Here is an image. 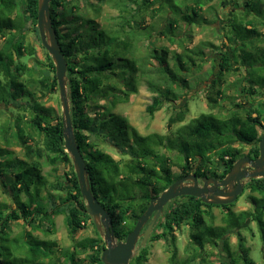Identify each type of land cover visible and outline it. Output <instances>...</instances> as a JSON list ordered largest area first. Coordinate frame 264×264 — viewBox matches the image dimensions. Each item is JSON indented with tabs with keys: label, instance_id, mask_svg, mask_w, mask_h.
Wrapping results in <instances>:
<instances>
[{
	"label": "trees",
	"instance_id": "1",
	"mask_svg": "<svg viewBox=\"0 0 264 264\" xmlns=\"http://www.w3.org/2000/svg\"><path fill=\"white\" fill-rule=\"evenodd\" d=\"M104 1L51 0L50 11L61 51L68 62L71 116L77 143L89 170L91 187L111 214L117 239L125 240L152 198L180 177L190 172L197 176L219 174L224 177L242 156L259 155L264 107L256 101L259 89L264 90V77L252 68H264V61L260 62L255 56V53L264 55V32L261 31V27L264 28V0H246L245 3L231 0L238 8L228 12L230 15L221 31L229 45L226 51L218 52L217 64L213 65L212 75L216 78L211 88L217 87L216 93L222 99L227 96V88L221 86L222 78L234 73V68L238 67L240 77L228 88L248 99L246 105L236 104L242 108L244 116L238 110L226 118L202 113L179 126L174 137L158 133L143 135L114 109L137 92L141 82L154 93L147 106L151 116L167 102L181 99V89L189 86L187 75L190 71L193 74L192 67L197 65V60L206 57L208 46H217L208 41L188 48L181 40L182 51L162 46L154 47L146 56H138L141 30L152 27L146 20L148 15L155 18L163 13L166 22L159 32L168 34L174 43L181 22L187 26L209 22L205 12L214 8L210 4L214 0H120L117 6L125 14H121L118 28L103 25L96 16L88 15L81 8L84 2L90 9L98 11L96 4ZM38 4L39 0H0V38L4 39L0 47V107L9 111L6 128L2 127L1 131L7 147L0 148V156L6 155L3 156L5 160H0V185L15 205L10 209V204L0 201V244L11 238L8 237L11 220H23L25 228L42 229L44 220L54 226V217L65 213L70 234L74 237L92 218L84 211L85 200L72 158L65 148L62 114L46 105L43 99L59 90L53 59L45 50L44 60L32 65L28 63V58L38 54V48L28 39L30 33L38 34L37 39L45 49L38 29ZM216 19L214 16L210 22ZM150 58L158 62L154 68L148 66ZM208 99L209 103L218 101L212 93ZM13 109L15 113H12ZM186 114L187 108L182 107L170 117L169 125L184 122ZM38 135L41 139H37ZM94 135L99 142L93 141ZM13 141L21 145L24 157L13 156ZM234 141L250 145V151L244 153L232 145ZM102 143L117 149L124 157L115 159L101 147ZM162 147L178 151L183 161L178 173L173 171L177 163L160 150ZM61 164L70 167L65 172L67 181L60 175L55 181H49L43 173L44 167L57 170ZM8 176L13 180L6 179ZM246 188L258 194L250 195L252 209L238 213L232 209L236 201L209 204L195 196L176 197L164 207L150 240H170L173 245L171 264H209L213 254L207 248L209 245L222 247L228 257L222 264H255L240 231L237 232V250L231 249L228 237L231 230L251 220L257 223L264 243V178L250 179ZM214 207L225 212L224 225L214 224ZM183 226L190 228L191 252L179 260L175 230ZM158 227H161L160 231H157ZM95 229L98 232L96 226ZM24 231L31 242L24 252L30 254L34 264H46L41 261L46 258L50 260L49 264H104L101 256L105 243L100 235L76 241L71 250L62 252L64 262H61V258L54 260L53 257L58 246L56 241L38 238L28 229ZM44 231L53 232L50 228ZM13 240L17 243V238ZM138 244L140 250L129 264H145L149 259V245L143 244L142 239ZM2 247L6 248L4 244ZM86 251L89 253L85 257L79 256ZM1 257L0 252V264H6Z\"/></svg>",
	"mask_w": 264,
	"mask_h": 264
},
{
	"label": "rangeland",
	"instance_id": "2",
	"mask_svg": "<svg viewBox=\"0 0 264 264\" xmlns=\"http://www.w3.org/2000/svg\"><path fill=\"white\" fill-rule=\"evenodd\" d=\"M118 1L120 0H105L104 2L97 3L96 9H98V11H96L95 9H90L84 2L82 3L81 8H83L88 15L96 16L97 21H99L103 25H108L112 28H118L120 27V23L122 21L121 14H125L121 11V8L117 6ZM236 1L245 3L246 0ZM235 3V1L232 2L231 0H214L210 3L214 8L210 11L205 12V17L206 19H209V22H202L201 24H194L192 26H187L181 22V26L177 30V41L174 43L170 41V39L168 38V34L159 32V29L163 30V25L166 22L163 21L164 14L160 13L155 18H152L151 15H146V20L152 27L143 28L141 30L142 37L137 44L138 56H146L154 47L160 48L162 46H167L171 50L182 51L183 47L180 44L181 40L182 45L188 48H193L197 45H200L202 42L208 41L214 43V45L218 48L208 46L209 50H207L206 57L202 58L201 60H197V65L192 67L193 74L190 71L187 75L189 86L187 88L181 89L182 95L181 99H179L178 101L167 102L162 109L155 112V114L151 116L147 112V106L152 102V95L154 93L149 90L145 82H141L139 84L138 91L132 93L127 101L117 104L114 111L120 115L125 116L128 122L136 127L143 135L158 133L160 135H169L171 137H174V135H176V130L179 126L190 122L193 118L200 116L202 113H213L220 118H226L231 116L234 111L238 110L243 117L244 112L242 111V108H239L236 104L246 105L248 99H246L245 96H243L241 93L234 91L233 88H228V86H231V83L235 81V79H238V77H240L237 71L238 67L234 68V73L225 74L222 78L223 81L221 83V86L227 88V96L224 99L217 95V87L213 90L211 88V83H213L214 79L216 78L215 75H212V72L214 71L213 65L217 64L215 58L218 57V52L226 51L229 45L221 31L224 27V24H226L225 20L228 18V15H230V13L228 12L238 8ZM252 7L255 8V6ZM247 9L249 10V8ZM234 14L235 13H233L232 16H235ZM214 16L217 19L210 22L211 19H214ZM27 25L29 26V23ZM261 28V31L264 32V28ZM150 35L152 36L149 37ZM37 36L38 34L34 32L30 33L28 36V39L31 41V43L38 48L37 57L28 58V63L31 65L37 64L36 61L40 62L41 60H44V52L45 50H47L46 48L44 49L41 47V43L38 41ZM3 42L4 39L1 37L0 47ZM255 56L257 59H260V62L264 61V55L255 53ZM157 64L158 62L152 58L148 60L149 67L154 68ZM199 65H201V67H199ZM260 68H252V71L259 72L263 78L264 68ZM259 91V97L257 96L258 99L256 103L257 105L259 104L264 107V90L259 89ZM211 93L213 97H217L218 101L216 104L209 103L208 97ZM43 99L46 101V105L53 106L60 115L62 114V104L60 100L59 90H57L55 93L43 96ZM8 101L9 99L7 100V102ZM101 102L103 103L104 101ZM184 104H186V107H184ZM182 107L187 108V114L184 122H178L170 126V117L175 116ZM2 108L6 107H0V148L7 147L6 143L4 142V135H2L1 131L2 127L6 128L5 126L7 125L9 116V111ZM15 112L16 110L13 109L12 113ZM120 138L121 137H119V139ZM37 139H41L40 135L37 136ZM92 139L93 141L99 142L98 137L95 135L92 137ZM100 145L115 159L124 157L123 155H120L117 149H114L113 147L105 143H102ZM232 145L242 149L244 153L250 151L251 149L250 145L241 143L240 141H234L232 142ZM11 149L14 150V157H24L22 147L19 143L13 141L11 143ZM160 150L169 155L173 163H177L176 165H174L175 167H173V171L175 173H178L181 170L180 163H183V161L180 160V157L178 156V151H168L163 147ZM3 156L6 155L0 156V160L6 159ZM69 169V165L64 164L58 166L57 170L52 169L51 166H45L43 169V173L47 176L49 181H55L56 178L59 177V175L62 176L63 180H66L65 172L69 171ZM6 179L13 180V177L8 176L6 177ZM9 188L12 189V187ZM251 194L257 195L258 193L252 192L250 189L246 188L235 202V205L232 207L233 211L238 213L244 210L252 209L253 205L250 199ZM23 197H25V195ZM0 201H5L10 204V209H13L15 207L10 194L6 193L5 188H3L1 185ZM47 205H49V203H47ZM212 212L215 216V219L213 220L214 224L224 225L225 223L223 222L222 218L225 216V212L220 207H214L212 209ZM54 218V226L51 225V222L49 220H44L41 224L42 229H32V227L25 228L23 220H11L9 223L10 228L8 229V237H11L12 239L10 238L7 242H3L0 244V252L2 253L1 258L6 260V264H34V261L32 260L30 254H25L24 252L31 243L25 235L26 233L24 230L26 229L31 230L32 234L34 236H37L38 238L56 241L58 246L56 247V252L53 257L54 260H58V258H61V262H64L62 252L65 249L71 250L76 241L91 237H98L100 235L103 239L102 241L105 243L101 232L97 229L99 232L98 233L95 229L96 225H94L93 218H91L87 222L86 226L80 229L74 237H72L70 234L65 213H60ZM155 226L156 223L154 227ZM47 228H50L53 232H45L44 230ZM160 230L161 227H158L157 231ZM238 231H240V235L244 237V245L249 248V256L255 261V264H264V243L261 238L257 223L255 221L248 220V222L242 225V227L231 230L228 233L229 243L232 250H237L238 248L239 236L236 235ZM152 232L147 240L150 254L149 259L145 264H171L170 259L172 255L173 245L170 243V240L164 238L150 240ZM175 235L177 238L176 245L178 248V259L182 260L186 258L191 252V249H189L191 248L189 226H183L181 229L175 230ZM13 238H17V243L13 240ZM3 244L4 246H6V248L2 247ZM100 244H102V242H100ZM22 246L24 248H22ZM207 248H209L210 251H213L209 264H222V260H228V257L226 256V253L223 252L222 247L218 246L216 248H212L209 245L207 246ZM139 250L140 245L138 244L134 256L138 254ZM88 253L89 252L86 251L79 254V256L85 257ZM41 261L49 264L50 260L46 258L42 259Z\"/></svg>",
	"mask_w": 264,
	"mask_h": 264
},
{
	"label": "water",
	"instance_id": "3",
	"mask_svg": "<svg viewBox=\"0 0 264 264\" xmlns=\"http://www.w3.org/2000/svg\"><path fill=\"white\" fill-rule=\"evenodd\" d=\"M50 2L51 0H39L38 29L42 44L55 64L62 104L65 148L72 158L81 194L85 200L84 211L93 218V222L101 232L106 244L101 256L104 264H129L134 257L140 237L142 236V243L146 244L164 207L176 197L189 195L201 198L203 202L209 204H230L237 201L239 195L245 190L249 179L264 178L263 132L259 142L260 153L257 157L250 158L246 155L239 158L224 178L219 180L216 177L204 176L201 179L202 185H200L196 174H188L177 179L160 195L152 198L148 208L138 218L135 227L128 233L126 239L118 240L111 214L101 204L92 190L89 170L77 143L68 92V62L61 51V44L52 23ZM147 223L148 225L142 233Z\"/></svg>",
	"mask_w": 264,
	"mask_h": 264
},
{
	"label": "flooded vegetation",
	"instance_id": "4",
	"mask_svg": "<svg viewBox=\"0 0 264 264\" xmlns=\"http://www.w3.org/2000/svg\"><path fill=\"white\" fill-rule=\"evenodd\" d=\"M263 132H264V129L262 130V134H263ZM262 134H261V136H262ZM259 145V144H258ZM244 156H246V155H244ZM248 156H250V158H254V157H257V156H254V155H248ZM243 157V156H242ZM250 169V168H249ZM218 172H220L219 170H217ZM189 174H196V173H194V172H190ZM188 175V174H187ZM197 175V174H196ZM185 176V175H184ZM207 176H210V177H216V178H218L219 180L220 179H222V178H224V177H220L219 176V174L217 175V176H214V175H207ZM183 177V176H182ZM202 177H204V176H198V179H199V183H200V185H202L203 184V182L201 181V179H202ZM181 178V177H180ZM250 181V179L247 181V184H248V182ZM247 184H246V187H247ZM246 187H245V189H246ZM244 192V191H243ZM240 196V195H239ZM239 198V197H238ZM155 215V213L153 214V216ZM156 223H157V221H156ZM147 225H148V223H147ZM147 225H146V227H147ZM146 227L144 228V230L142 231V233L145 231V229H146ZM236 235H237V233H236ZM142 239V236L140 237V239H139V241Z\"/></svg>",
	"mask_w": 264,
	"mask_h": 264
}]
</instances>
